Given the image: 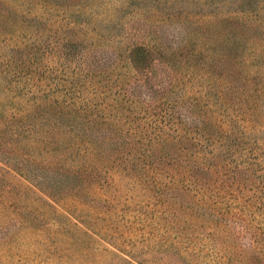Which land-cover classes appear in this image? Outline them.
<instances>
[{"label": "rangeland", "instance_id": "obj_1", "mask_svg": "<svg viewBox=\"0 0 264 264\" xmlns=\"http://www.w3.org/2000/svg\"><path fill=\"white\" fill-rule=\"evenodd\" d=\"M82 69L207 134L77 147L52 101ZM0 264H264V0H0Z\"/></svg>", "mask_w": 264, "mask_h": 264}, {"label": "trees", "instance_id": "obj_2", "mask_svg": "<svg viewBox=\"0 0 264 264\" xmlns=\"http://www.w3.org/2000/svg\"><path fill=\"white\" fill-rule=\"evenodd\" d=\"M142 56V55H140ZM140 56L137 58L140 60ZM96 73L89 72L88 69H82L80 72V79H73L70 83V87L66 88L65 94L68 97L64 99H58L53 97L52 105L54 106V111L52 113V129L54 132H60L67 134L70 140L77 144L84 150H92L94 146V140L92 138L87 139L84 135L87 132V127L90 128L91 132L94 129V133L98 130H102L108 125H119L120 120H123L129 125L130 128H126V132L131 136H140L137 138V142H141L140 147H147L149 143H157L159 141H180L183 140L181 144V149L186 148V144L196 147L195 133H200V135L207 134L200 124V117L195 116L199 120V124H187L179 118V115L173 112V103H171L170 98L164 95V90H159L157 97H161L156 104H149L146 100L139 97L131 89L128 92H118L117 89H111V83L99 82L95 79L96 75L100 74L102 71H94ZM150 74H142L141 80L145 82L146 79L151 80ZM161 82V81H160ZM107 85V86H106ZM155 86L160 87V83H153L145 86L147 89H151ZM60 86H57L53 90V95L58 94ZM91 89V91H88ZM105 91L110 98V103H106L104 107H101L102 102L106 98L102 97V91ZM86 91V92H83ZM90 93L93 99H89L88 94ZM119 95V97H117ZM150 95H148L149 97ZM123 102H119L118 99ZM156 100V99H155ZM119 107L120 114L117 117L116 110ZM168 108L170 111H168ZM216 119V118H215ZM147 120V121H146ZM138 121H143L145 124L142 126L141 131H143L142 136L140 135V130L131 129L133 123ZM149 129L148 130V127ZM120 133H117L115 137L114 133H108L103 135L102 141H115L119 143V151L115 154V157L123 156V153H119L123 149V144L129 141L131 138H125L123 132L120 128ZM152 133V135H150ZM72 136V138H71ZM139 147V149H140ZM179 147V148H180ZM198 163L193 162V168L196 169ZM189 170H192L189 168ZM187 174V178H191L193 175L191 173ZM194 185H198V181H193ZM200 189V187H199ZM217 195L216 193L214 194Z\"/></svg>", "mask_w": 264, "mask_h": 264}]
</instances>
